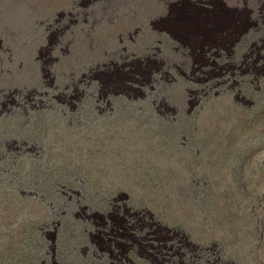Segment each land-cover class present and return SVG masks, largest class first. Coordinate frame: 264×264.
<instances>
[{
	"label": "rangeland",
	"instance_id": "obj_1",
	"mask_svg": "<svg viewBox=\"0 0 264 264\" xmlns=\"http://www.w3.org/2000/svg\"><path fill=\"white\" fill-rule=\"evenodd\" d=\"M231 1L0 0V264L57 251L64 264H264V0ZM219 2L255 19L238 28L223 6L220 30L199 9ZM200 50L235 67L201 69ZM134 66L141 84L122 71ZM49 204L85 220L55 227V249L38 230ZM125 214L114 263L97 242L118 240L109 227ZM133 230L153 240L143 252Z\"/></svg>",
	"mask_w": 264,
	"mask_h": 264
},
{
	"label": "clouds",
	"instance_id": "obj_2",
	"mask_svg": "<svg viewBox=\"0 0 264 264\" xmlns=\"http://www.w3.org/2000/svg\"><path fill=\"white\" fill-rule=\"evenodd\" d=\"M224 5H226L227 8H229L231 11H241L242 12V14L240 16L241 19H244L243 16L246 15V13H245L246 10H250L248 7L247 8H244L242 10V9L238 8L237 6L227 5L226 3H222V4L221 3H218V4H216V7H212L209 4H207V3H202L200 5L201 7H199V9L201 10V14H204V15H202V19L204 21H206L207 23H209V24H215L216 27H219V29L222 30L223 29L222 28L223 24L220 23V22L218 23L217 20L220 17H222V13H223L222 11L224 10V7H223ZM205 10H208L209 13H206ZM251 10H253V15H254L255 14L254 9H251ZM218 13L220 15H217V16H211L210 15V14H218ZM253 15H252V20H253V17H254ZM258 18L264 20V15H260V17H258ZM254 19H255V17H254ZM228 21H230L233 24V22H232L233 19L228 20ZM242 26L243 25L240 24V27H242ZM240 27H238V28H240ZM238 28H235L236 31H238L237 30ZM52 45L53 44H51V46ZM41 52H42V48H41ZM221 52H225V51H221ZM197 53L199 55V58H203V57L206 56V55H203V53H202L201 50L198 51ZM230 65L234 66V64H232L229 61L226 65L223 66V68H226V70H228L230 68ZM209 67H212V65L210 64ZM122 71L125 72V73H127V74H129V75H131L133 81H136L137 83L140 84V82L138 81V79H140L141 77H143L142 74L147 71V68L145 66V67H141L140 70H139V68H136V66H134V67L128 68L127 70L123 69ZM81 72H85L82 75H84L86 77H90V78L94 75V73H100L95 68H91L89 71L81 70ZM11 74H12V76H14V72H11ZM102 75H104V74H102ZM95 80H97L96 77H94L92 79V81H95ZM84 82H85V80L83 79L81 81V83L83 84ZM178 82H182V81H178ZM173 86H171V87H173ZM169 88L170 87H168V89ZM167 92H174V90H172V91L168 90ZM153 98L150 99V105H149V107L151 106V104L153 102H155V100ZM137 100H138V98H133V101L134 102L137 101ZM148 102H149V100H148ZM114 113H115V110L113 111V114ZM110 114H112V112ZM127 115H129V114H127ZM191 115H192V113H191ZM121 119H122V116H121ZM58 155H57V159L56 160H58L59 158L62 157V156H58ZM73 167L76 169V171H73L74 174H75V176L74 175H71V174H68L71 177V180L73 181V183H75L76 185H79V184H82L83 183L86 186L87 185H90L88 182L92 183L91 178L88 176V174H90L89 171H86V170H84V171H77L78 164L77 165L73 164ZM94 181L96 183L98 180L94 179L93 180V184H94ZM62 182L63 181L61 180L59 182V184L60 185H64ZM49 208H50V213H51L50 220H46L43 226H38V230H39V233H41V234H43V233H51L52 234V237H53L52 242L54 243V249H55V227H57L58 225H60V223H61V226H63L64 224L74 225V226H81V225L84 224V221L85 220H78V218L75 217L74 215H69V214L64 213V212H58V211H56L54 204H49ZM114 208H115L114 205H110V207H109L110 210H113ZM130 216H131L130 214H125V215L122 216L123 219H121V223L124 224V226H125L124 228H121V226H110L109 227V236L110 237H115L118 240H116L114 242L113 241H110V240H103L101 242H97L102 247L103 250H108V249L112 250V253H110L109 255L111 257H113V259H114L113 262L114 263L119 259V252L117 250H120V245L125 246L123 244V242H122V239H123L122 238V235L127 230L128 231H131L130 230V228H131V221L128 218ZM140 217H141V215L139 214L138 215V218L143 220V218H140ZM132 233H134V235H138L137 243H138V246H139V249H140L141 252H143L144 247H146L150 242L153 241V240L150 241L148 237H144L142 239L140 237V235L138 234V232H136L135 230H133ZM72 252H74V251L72 250ZM46 257H47L46 261H43V258H42L41 260L38 261V263H40V264H48L49 260H51L53 262V264H55V263L56 264H64V261H65L64 257H63L64 260L59 259L58 251H57V253H55V259L51 255L50 256L49 255H46Z\"/></svg>",
	"mask_w": 264,
	"mask_h": 264
},
{
	"label": "bare ground",
	"instance_id": "obj_3",
	"mask_svg": "<svg viewBox=\"0 0 264 264\" xmlns=\"http://www.w3.org/2000/svg\"><path fill=\"white\" fill-rule=\"evenodd\" d=\"M106 1V0H105ZM193 1V0H192ZM234 1V0H233ZM233 1H231L232 3H233ZM197 2V1H196ZM217 2V1H216ZM223 2V1H222ZM220 3V2H219ZM241 3V2H240ZM190 4V3H189ZM193 4V3H192ZM225 6V8H226V13H227V15H235L236 16V18H235V23L237 24L238 23V27H240V24H242V23H244V24H246V22L249 24L251 21H252V15H253V10H246V22H245V19H241V17L240 18H238L239 16H241V14H242V12L241 11H231L229 8H227V6L226 5H224ZM244 7V6H243ZM245 8V7H244ZM242 9V8H241ZM183 14V13H182ZM181 14V15H182ZM261 15V14H260ZM178 18V17H177ZM181 22V21H180ZM184 23V22H183ZM106 25V24H105ZM184 26V25H183ZM256 26V25H255ZM262 26V25H261ZM263 26H264V24H263ZM104 27V26H103ZM196 27H198V26H196ZM195 27V28H196ZM200 28V27H199ZM208 28V27H207ZM254 28V27H253ZM252 28V29H253ZM256 28V27H255ZM254 28V29H255ZM252 29H251V31H252ZM180 31V30H179ZM196 31V30H195ZM239 31V30H238ZM262 31V30H261ZM260 31V32H261ZM201 32V31H200ZM259 32V31H258ZM249 33H251V32H249ZM257 34H260V33H257ZM205 35V34H204ZM203 35V36H204ZM227 35H229V34H227ZM241 35V34H240ZM245 35V34H244ZM248 35V34H247ZM252 35V34H251ZM261 35V34H260ZM246 36V35H245ZM257 37V36H256ZM198 38H199V36H198ZM244 38V37H243ZM172 39V38H171ZM202 39V38H201ZM259 39V38H258ZM201 41H203V40H201ZM174 42V41H173ZM193 42V41H192ZM191 42V43H192ZM198 42H200V41H198ZM242 43H243V41H241ZM194 43V42H193ZM203 44H204V42H202ZM218 43H220V42H218ZM217 43V44H218ZM221 43H222V41H221ZM168 44H170V42L168 43ZM203 44H201V45H203ZM171 45V44H170ZM230 45V44H229ZM258 45V44H257ZM166 46V45H165ZM210 46V45H209ZM221 46V45H220ZM231 46V45H230ZM170 47V46H169ZM198 47V46H197ZM215 47V46H214ZM224 47V46H223ZM232 47V46H231ZM241 47V46H240ZM254 47V46H253ZM257 47V46H256ZM149 48V47H148ZM202 48V47H201ZM204 48H206V47H204ZM225 48V47H224ZM242 48V47H241ZM147 49V48H146ZM152 49V48H151ZM166 49V48H165ZM189 49V48H188ZM229 49V48H228ZM238 49V48H237ZM236 49V50H237ZM251 49V48H250ZM255 49V48H254ZM261 49V48H260ZM263 49V48H262ZM170 50H171V48H170ZM186 50V49H185ZM198 50V49H197ZM203 50V49H202ZM210 50V49H209ZM230 50V49H229ZM228 50V51H229ZM240 50V49H239ZM244 50V49H243ZM242 50V51H243ZM154 51V50H153ZM226 51V50H225ZM241 51V50H240ZM241 51V52H242ZM245 51V50H244ZM213 52V51H212ZM231 52V51H230ZM263 52V51H262ZM233 53V52H232ZM244 53V52H243ZM249 53V52H248ZM156 54V53H155ZM206 54V53H205ZM204 54V55H205ZM238 54H241V53H239V51H238ZM247 54V53H246ZM251 54V53H250ZM195 55V54H194ZM208 55V54H207ZM205 56V57H203V58H201L203 61H204V63H203V67H201V69L202 68H207V67H209V65L211 64L212 65V67H209V69L210 70H212V71H214L215 73H218V71L219 70H221V69H223V66L224 65H226L228 62H229V60H227L226 59V53L225 52H219V51H217V53H212V57H208V56ZM232 55H234V54H232ZM253 55H255V54H253ZM251 56V55H250ZM257 56V55H256ZM263 56V55H262ZM261 56V58H263ZM237 57V56H236ZM238 57H239V55H238ZM232 58V57H231ZM233 58H234V56H233ZM246 59H243L244 61V63H240V64H244V65H248V67H250L249 65H257V66H260V64H261V62H260V64H258V62L259 61H257V60H255V58L254 57H250L249 58V56L248 55H246V57H245ZM260 58V57H259ZM200 59V58H199ZM240 59V58H239ZM236 60V59H235ZM234 59H233V61H235ZM241 61H242V59H241ZM263 61V60H262ZM195 62V61H194ZM199 62V61H198ZM197 62V63H198ZM238 62V61H237ZM193 63V62H192ZM232 63H234V62H232ZM197 65V64H196ZM195 65V66H196ZM199 65V64H198ZM200 65H201V63H200ZM262 66H264V65H262ZM128 67V66H127ZM235 67V66H234ZM241 67V66H240ZM181 68V67H180ZM194 68V67H193ZM192 68V69H193ZM239 68V67H238ZM191 69V70H192ZM200 69V70H201ZM249 69H251V68H249ZM232 70V69H231ZM260 70H261V67L260 68H258L257 69V72L259 73L260 72ZM263 70V69H262ZM261 70V71H262ZM179 71V70H178ZM187 71H189V70H187ZM186 71V72H187ZM209 71V70H208ZM236 71V70H235ZM237 71H239V70H237ZM236 71V72H237ZM252 71V70H251ZM184 72V71H183ZM192 72V71H191ZM231 72V71H230ZM229 72V73H230ZM203 73V72H202ZM224 73H225V71H224ZM223 73V74H224ZM234 73V72H233ZM239 73V72H238ZM242 73V72H241ZM240 73V74H241ZM185 73H183V75H184ZM204 74V73H203ZM206 74H208L207 72H206ZM210 74V73H209ZM231 74V73H230ZM242 74H248V75H250L251 74V72L250 71H244V73H242ZM256 74V73H255ZM194 75V74H193ZM195 75H196V73H195ZM226 75V74H225ZM234 75V74H233ZM236 75H238V74H236ZM257 76H258V74H256ZM260 75V74H259ZM264 75V74H263ZM190 76V75H189ZM199 76V75H198ZM197 76V77H198ZM202 76V75H201ZM206 76V75H205ZM209 76V75H208ZM218 76H220V75H218ZM262 76V75H261ZM188 77V76H187ZM224 77V76H223ZM223 77H221V78H223ZM239 77V76H238ZM259 77V76H258ZM194 78V77H193ZM201 78V77H200ZM205 78H207V76L205 77ZM214 77H212L211 76V78L210 79H213ZM228 78V77H227ZM184 79V78H183ZM196 79V78H195ZM217 79V78H216ZM229 79V78H228ZM235 79H236V77H235ZM246 79V78H245ZM263 79V78H262ZM188 80V79H187ZM193 80V79H192ZM200 80V79H199ZM209 80V79H208ZM215 80V79H214ZM238 80H239V78H238ZM261 80V79H260ZM123 81V80H122ZM186 81V80H185ZM189 81H190V79H189ZM197 81V80H196ZM234 81H236V80H234ZM188 82V81H187ZM194 82V81H193ZM216 82V81H215ZM215 82H214V84H215ZM231 82V81H230ZM249 82H250V80H249ZM248 82V83H249ZM254 82V81H253ZM252 82V83H253ZM258 82V81H257ZM263 82V81H262ZM144 83V82H143ZM190 83V82H189ZM229 83V82H228ZM234 83V82H233ZM247 83V84H248ZM251 83V82H250ZM250 83H249V85H250ZM252 83H251V85H252ZM261 83V82H260ZM141 84V83H140ZM200 84H202V82L200 83ZM205 84V83H204ZM213 84V83H212ZM213 84V85H214ZM221 84H225V82H223V83H221ZM232 84V83H231ZM236 84V83H235ZM245 84V83H244ZM243 84V85H244ZM253 84H257L258 85V83H253ZM262 84V83H261ZM191 85H193L192 83H191ZM250 85V86H251ZM199 86V85H198ZM212 86V85H211ZM215 86V85H214ZM218 86V85H217ZM247 86V85H246ZM135 87H137V86H135ZM141 87V86H140ZM183 87V86H182ZM227 87V86H226ZM240 87V86H239ZM197 88V87H196ZM206 88V87H205ZM208 88V87H207ZM222 88V87H221ZM223 88H224V86H223ZM230 88V87H229ZM238 88V87H237ZM248 88V87H247ZM263 89H264V85H263V87H262ZM192 89V88H191ZM228 89V88H227ZM242 89V88H241ZM132 90V89H131ZM135 90V89H134ZM134 90H132V91H134ZM153 90H154V88H153ZM186 90H187V88H186ZM208 90V89H207ZM210 90V89H209ZM92 91V90H91ZM137 91V90H136ZM197 91V90H196ZM201 91V90H200ZM206 91V90H205ZM218 91H220V90H218ZM236 91V90H235ZM243 91V90H242ZM249 91V90H248ZM109 92V91H108ZM143 92V91H142ZM145 92V91H144ZM150 92H151V90H150ZM154 92V91H153ZM153 92H151V93H153ZM136 93V92H135ZM159 93V92H158ZM206 93V92H205ZM204 92H203V95L205 94ZM218 93V92H217ZM249 93V92H248ZM138 94V93H137ZM163 94V93H162ZM200 94H201V92H200ZM209 94H211V93H209ZM230 94H231V92H230ZM117 95V94H116ZM144 95V94H143ZM143 95H142V97H143ZM183 95V94H182ZM202 95V94H201ZM222 95V94H221ZM238 95V94H237ZM241 95H242V92H241ZM155 96V95H154ZM164 96V95H163ZM209 96V95H208ZM220 96V95H219ZM247 96V95H246ZM94 97V96H93ZM146 97V96H145ZM160 97V96H159ZM196 97V96H195ZM203 97V96H202ZM161 98V97H160ZM159 98V99H160ZM201 98V97H200ZM199 98V99H200ZM204 98V97H203ZM206 98V97H205ZM235 98H236V95H235ZM246 98V97H245ZM238 99H240V98H238ZM198 100V99H197ZM201 100V99H200ZM241 100H243V99H241ZM159 101V100H158ZM192 101V100H191ZM195 101V100H194ZM202 101V100H201ZM231 101V100H230ZM168 102V101H167ZM171 102V101H170ZM186 102V101H185ZM156 103V102H155ZM169 103V102H168ZM172 103V102H171ZM170 103V104H171ZM195 103V102H194ZM240 103V102H239ZM159 104V103H158ZM205 105V104H204ZM199 106V105H198ZM192 108V107H191ZM197 108V107H196ZM189 109V108H188ZM194 109V108H193ZM198 110V109H197ZM163 112V111H162ZM203 112V111H202ZM165 114V113H164ZM198 114V113H197ZM200 114H201V112H200ZM153 115H154V113H153ZM190 115V114H189ZM188 115V116H189ZM195 116H197V115H195ZM154 117H155V115H154ZM199 117V116H198ZM196 118V117H195ZM192 119V118H191ZM143 209V208H142ZM139 210V209H138ZM138 213H140V212H138ZM138 215V214H137ZM147 215V214H146ZM150 216V215H149ZM136 219V218H135ZM145 219V218H144ZM149 220V219H148ZM136 221V220H135ZM161 221V220H160ZM140 222V221H139ZM143 222V221H142ZM141 223V222H140ZM132 224V223H131ZM135 225V224H134ZM138 225V224H137ZM141 225V224H140ZM139 225V226H140ZM161 225V224H160ZM122 226V225H121ZM151 226V225H150ZM145 228V227H144ZM150 228V227H149ZM171 229V228H170ZM155 230V229H154ZM142 231V230H141ZM143 232V231H142ZM147 232V231H146ZM167 232V231H166ZM173 232V231H172ZM158 233V232H157ZM152 234V233H151ZM154 234H156V233H154ZM176 234V233H175ZM124 235V234H123ZM122 235V236H123ZM142 236H144V234L142 235ZM150 236V235H149ZM169 236H170V234H169ZM207 236V235H206ZM205 236V237H206ZM127 237H129V236H127ZM192 237V236H191ZM106 238V237H105ZM212 238V237H211ZM111 239V238H110ZM169 239V238H168ZM201 239H202V237H201ZM201 239H198V242H199V240L201 241ZM115 240V239H114ZM137 240V239H136ZM184 241H185V239H183ZM123 241H124V239H123ZM134 241V240H133ZM168 241V240H167ZM190 241H191V239H190ZM204 241V240H203ZM209 241V240H208ZM125 242V241H124ZM132 242V241H131ZM163 242V241H162ZM195 242H196V240H195ZM132 244V243H131ZM135 244V243H134ZM177 244V243H176ZM179 244V243H178ZM196 244V243H195ZM206 244V243H205ZM212 244V243H211ZM153 245H155V244H153ZM181 245V244H180ZM188 245V244H187ZM186 245V246H187ZM126 246V245H125ZM124 246V247H125ZM171 246V245H170ZM174 246V245H173ZM147 247H149V246H147ZM188 247H189V245H188ZM191 247V246H190ZM206 247H208V246H206ZM206 247H204V248H206ZM153 248V247H152ZM170 248V247H169ZM186 248V247H185ZM122 249V248H121ZM161 249V248H160ZM160 249H159V251H160ZM184 249V248H183ZM195 249V248H194ZM131 250V249H130ZM153 250V249H152ZM167 250V249H166ZM121 251V250H120ZM132 251V250H131ZM172 251V250H171ZM180 251H181V249H180ZM185 251V250H184ZM203 251V250H202ZM205 251V250H204ZM137 252H138V250H137ZM154 252V251H153ZM162 252V251H161ZM192 252V251H191ZM194 252V251H193ZM207 252V251H206ZM205 252V253H206ZM120 253V252H119ZM122 253V252H121ZM156 253V252H155ZM168 253V252H167ZM176 253V252H175ZM174 253V254H175ZM210 253V252H209ZM110 254V253H109ZM133 254V253H132ZM135 254V253H134ZM141 255V254H140ZM153 255H154V253H153ZM196 255V254H195ZM198 255V254H197ZM209 255V254H208ZM148 256H149V254H148ZM161 256V255H160ZM189 257H190V253H189V255H188ZM121 257V256H120ZM125 257V256H124ZM137 257V256H136ZM170 257V256H169ZM178 257V256H177ZM184 257V256H183ZM108 258V257H107ZM127 258V257H126ZM131 258V257H130ZM146 258V257H145ZM150 258H151V256H150ZM156 258V257H155ZM172 258V257H171ZM178 258H180V257H178ZM210 258V257H209ZM120 259V258H119ZM128 259V258H127ZM132 259H134V258H132ZM106 260V259H105ZM108 260V259H107ZM137 260V259H136ZM110 261V260H109ZM121 261V260H120ZM129 261V260H128ZM157 261V260H156ZM155 261V262H156ZM180 261V260H179ZM183 261V260H182ZM198 261V260H197ZM122 262V261H121ZM134 262V261H133ZM175 262V261H174ZM190 262V261H189ZM203 262V261H202ZM205 262V261H204ZM213 262V261H212ZM137 263V262H136ZM112 264V263H111ZM148 264V263H147ZM220 264V263H219ZM222 264V263H221Z\"/></svg>",
	"mask_w": 264,
	"mask_h": 264
}]
</instances>
